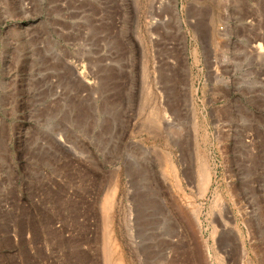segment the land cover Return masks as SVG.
<instances>
[{"label":"rangeland","instance_id":"374dc122","mask_svg":"<svg viewBox=\"0 0 264 264\" xmlns=\"http://www.w3.org/2000/svg\"><path fill=\"white\" fill-rule=\"evenodd\" d=\"M0 13V264H264V0Z\"/></svg>","mask_w":264,"mask_h":264},{"label":"bare ground","instance_id":"6f19581e","mask_svg":"<svg viewBox=\"0 0 264 264\" xmlns=\"http://www.w3.org/2000/svg\"><path fill=\"white\" fill-rule=\"evenodd\" d=\"M260 45V44H259ZM160 122V124H163V122H161V121H159ZM156 123V122H155ZM170 127V124H167V125H165V123H164V129H167V128H169ZM173 144L174 145H177V143L175 142V141H173ZM179 146V145H178ZM200 156V155H199ZM203 156V155H202ZM200 158V157H199ZM202 158V157H201ZM204 158V157H203ZM206 158V157H205ZM159 159H160V165L162 166V169H163V171L166 173V174H168L169 175V177L171 176L173 179H172V185H174V187L177 189L178 187H179V183H178V181H177V178H176V175H175V167H174V163H173V161H172V159H171V157H170V155H169V153H167V152H163L161 155H160V157H159ZM205 160V159H204ZM204 160H203V162H204ZM201 161V160H200ZM199 169H201V193L202 194H204L206 191H207V189H208V187H209V185H210V182H211V171H210V169H209V166H207V163L205 162V163H203L202 164V168L200 167ZM114 196V195H113ZM218 198H220L221 199V197H218ZM107 200V199H106ZM109 201V200H108ZM106 203V202H105ZM112 204V203H111ZM110 204V205H111ZM107 205H108V203H107ZM189 205H191L190 207H191V211H192V213H193V215L195 216V221H196V223L198 224V226L200 225V222H201V220H200V217H199V215H200V213H201V207L198 205H196V204H194V203H190ZM111 207V206H110ZM105 208H107V207H105ZM109 212V211H108ZM109 214V213H108ZM107 214V215H108ZM240 229H238V231H239ZM113 245V244H112ZM112 245H110V246H112ZM114 246L115 245H113L112 247L113 248H111V247H109L108 249H110L109 250V258L107 257V259H110V262L111 263H113L114 264V262L115 261H117L118 260V258H119V251H116V249H114ZM115 248H117V246L115 247ZM118 249V248H117ZM120 261V260H119ZM118 261V262H119ZM109 262V261H108ZM107 262V263H108ZM120 262H122V260L120 261ZM110 263V264H111Z\"/></svg>","mask_w":264,"mask_h":264},{"label":"crops","instance_id":"0c3cea01","mask_svg":"<svg viewBox=\"0 0 264 264\" xmlns=\"http://www.w3.org/2000/svg\"><path fill=\"white\" fill-rule=\"evenodd\" d=\"M201 1H205V0H201ZM208 1L216 2V0H208ZM247 17H248V15H246V14L242 15L241 16L242 21L244 19L246 21L248 19ZM5 19H6L5 14L2 15L0 13V21L2 22V20H5ZM2 44H4V38L2 39ZM5 49L6 48L3 46L2 50H5ZM3 65H6V63L4 62ZM0 102H1V105H2V113L3 114H6V113L8 114L10 111L7 109V107L9 106L10 100L5 99L4 96H0ZM9 141H10V125L8 123L7 118L0 117V163H1V165H3V163L6 162V160H8V156H9ZM8 164H9V160H8Z\"/></svg>","mask_w":264,"mask_h":264}]
</instances>
